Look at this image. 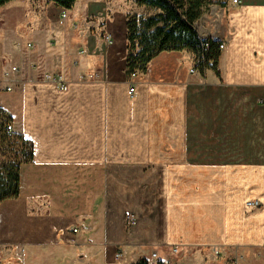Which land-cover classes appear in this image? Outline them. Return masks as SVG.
I'll return each instance as SVG.
<instances>
[{"label":"crops","instance_id":"1","mask_svg":"<svg viewBox=\"0 0 264 264\" xmlns=\"http://www.w3.org/2000/svg\"><path fill=\"white\" fill-rule=\"evenodd\" d=\"M78 1L64 26L51 2L49 38L0 43V82L18 69L0 106L33 143L19 196L0 202V244L19 264H264V206L248 205L264 203V0L195 23L224 44L214 66L162 51L136 76L118 45L73 30Z\"/></svg>","mask_w":264,"mask_h":264},{"label":"trees","instance_id":"2","mask_svg":"<svg viewBox=\"0 0 264 264\" xmlns=\"http://www.w3.org/2000/svg\"><path fill=\"white\" fill-rule=\"evenodd\" d=\"M11 0H0V7ZM72 9L76 0H51ZM212 0H136L155 10L153 14L132 16L127 22V69L145 72L149 62L162 51L189 49L195 55L196 67L214 66L219 56V44L209 38V47L199 36L195 23ZM205 59V62L203 60ZM10 154V155H8ZM33 143L17 133H0V202L20 194L21 165L30 162ZM137 264H147L142 259ZM157 264H162L158 262Z\"/></svg>","mask_w":264,"mask_h":264},{"label":"rangeland","instance_id":"3","mask_svg":"<svg viewBox=\"0 0 264 264\" xmlns=\"http://www.w3.org/2000/svg\"><path fill=\"white\" fill-rule=\"evenodd\" d=\"M226 1L212 0L205 6L203 14L214 18L216 10ZM51 2L53 1L11 0L0 7V43L5 45V52H8L7 48L11 40H14L17 46L18 41H26L34 34H43L45 39L49 38V33L54 31L48 32V30L55 19ZM79 4L83 7L84 14L74 20L73 30L98 32L108 46L118 45L121 51L126 52H128L126 37L128 20L134 15L146 16L155 12L152 8L137 4L136 0H79L78 7ZM57 17V26H64L65 24L59 22L60 13ZM108 33L112 34L113 43L106 38ZM7 61H11L9 55L4 58L5 64ZM131 219L127 215V221ZM0 250V264H19L16 247L8 251L0 244Z\"/></svg>","mask_w":264,"mask_h":264},{"label":"built area","instance_id":"4","mask_svg":"<svg viewBox=\"0 0 264 264\" xmlns=\"http://www.w3.org/2000/svg\"><path fill=\"white\" fill-rule=\"evenodd\" d=\"M232 2L234 4H240L243 2V0H232ZM67 18H68V10L65 8V9H63V11L60 14L59 22L61 24H65L67 21ZM111 37H112L111 33H108L106 35V38L109 40V42L113 43V40ZM209 38L210 37L202 38V40L204 41L205 47H209V45H210L209 41H208ZM26 45L28 47H33V44L31 42H28ZM223 47H224V44L220 43L219 49H222ZM203 62H205V59L203 60ZM205 68H206V66H204L203 69H205ZM9 69L10 70H8V71H4V75H3L2 80L5 83L2 84L0 82V92H2V91L10 92L14 89L13 80H11L9 78V74H10V72H15L18 69L16 66H11ZM194 71H195V68H191V72H194ZM138 73H139V71L135 70V71L131 72V75L136 76ZM96 76H97V74H95V73L84 74L82 76V79L83 78H95ZM43 77L45 80L56 85L57 88H59L60 90H66L68 88L67 80L60 74L45 73L43 75ZM133 94H134V87H131L129 90V95L133 96ZM1 132H5L6 134L13 133L14 132V123H13L12 119L10 118L9 114L7 113V111L3 107L0 106V133ZM248 205L252 206V207H261V206H264V203L260 200H251L248 202ZM128 217L132 218V215L128 214ZM77 230H78L77 227L73 228V231L76 232ZM173 250L177 251L178 247H175ZM216 252H218V250H216ZM115 255H116V258H119V257H121L122 254L120 251H117ZM0 256H1V250H0ZM152 257L157 258V252L156 251L152 252ZM147 264H154V263L147 262ZM155 264H157V263H155Z\"/></svg>","mask_w":264,"mask_h":264}]
</instances>
